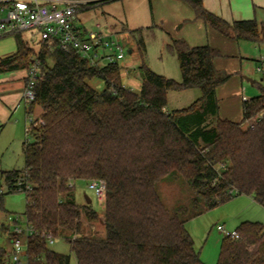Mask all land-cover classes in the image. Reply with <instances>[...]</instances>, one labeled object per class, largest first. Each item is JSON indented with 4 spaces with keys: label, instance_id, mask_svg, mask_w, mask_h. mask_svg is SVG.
<instances>
[{
    "label": "trees",
    "instance_id": "16d2710c",
    "mask_svg": "<svg viewBox=\"0 0 264 264\" xmlns=\"http://www.w3.org/2000/svg\"><path fill=\"white\" fill-rule=\"evenodd\" d=\"M184 1L225 36L264 41V15L261 23H230L203 0ZM13 35L17 51L0 57V73L28 69L35 57L41 73L36 100L26 110L33 120L23 147L25 166L0 172V213L7 194H26L24 215L34 230L26 264L71 263L69 254L50 247L48 236L68 240L77 264H206L187 220L238 195L264 206V85L243 101L241 121L219 118L217 89L231 74L215 66L216 48L173 38L168 50L178 57L182 80L158 74L143 61L142 87L135 92L123 85L118 63L95 67L49 40L33 43L22 32ZM138 44L143 47L141 38ZM95 77L105 81L103 90L89 83ZM191 88L202 96L169 111L168 92ZM210 117H217L212 125ZM257 117L253 128L244 126ZM170 175L190 183L191 208H169L162 200L156 185ZM78 179L106 182V236L84 235V219L97 222L100 213L76 201ZM236 231L238 238H223L217 264H264V224L244 221ZM8 232L10 242L18 237ZM0 264H16L2 247Z\"/></svg>",
    "mask_w": 264,
    "mask_h": 264
},
{
    "label": "crops",
    "instance_id": "0c3cea01",
    "mask_svg": "<svg viewBox=\"0 0 264 264\" xmlns=\"http://www.w3.org/2000/svg\"><path fill=\"white\" fill-rule=\"evenodd\" d=\"M38 1L49 7L61 8L71 0ZM79 1L82 3L81 10L93 9L90 12L93 11L94 19H91L92 28L89 29L82 22L81 17L87 18L86 15L90 12L86 11L80 16L77 15L75 24L78 28L84 33L88 31L103 32L107 37L115 39L130 34L137 40L140 64L144 61L150 69L167 78L182 80L178 57L168 50V45L173 38L183 39L190 46L210 45L216 48L220 55L214 60L215 66L231 74V77L217 89L220 106L218 117L234 121L242 120L243 101L257 95L247 94V88L241 79L247 78L255 83L249 75L264 73V60L262 59L264 55L260 53L256 57H251L256 58L258 62H253L252 65L247 62V58H250L247 56L255 54L251 48L252 44L259 47L261 52V49L264 48V41L235 40L225 36L204 20L197 18L193 7L184 0ZM203 3L207 10L230 23L254 18L259 23L263 20L264 0H203ZM77 21H80V24ZM31 35L32 42L40 41L33 38L32 32ZM140 38L143 40V47L138 44ZM16 51L0 55V57L12 55ZM139 66L137 64L136 67L132 61L120 66L123 85L135 92H140L142 87ZM259 67H262L261 71ZM26 80L27 69L0 73V128L8 123L22 122L23 115L26 113L22 103ZM201 96L202 91L199 88L182 91L170 90L167 108L169 111L185 109ZM216 119L217 117H210L208 122L212 125ZM92 227L93 230H96L95 226ZM91 234L86 233L85 235Z\"/></svg>",
    "mask_w": 264,
    "mask_h": 264
},
{
    "label": "rangeland",
    "instance_id": "374dc122",
    "mask_svg": "<svg viewBox=\"0 0 264 264\" xmlns=\"http://www.w3.org/2000/svg\"><path fill=\"white\" fill-rule=\"evenodd\" d=\"M90 10L93 9L80 10L77 15L80 16L86 11L90 12ZM86 16L87 18L85 16L84 18L81 17V20L89 29H91V19H94L93 11L87 13ZM80 21H77L78 24H80ZM22 33L25 38H28L29 40L31 39V31H24ZM37 39L39 40L40 38L37 37ZM117 40L122 44L125 52V58L119 62L120 66L130 61L135 63L136 67L137 64L140 65V54L137 48V40L130 34L117 38ZM15 41L13 34L0 37V55L16 51L17 47ZM33 45L36 46V44ZM251 48H253L255 54L247 56L250 57L247 58V62H249L250 65H252L253 62L258 63L256 58L251 57H256V55H260V53L261 55H264V48L261 49V52L256 45L252 44ZM132 50L133 52H131ZM50 62L52 63V61ZM239 75L241 77V74ZM249 77L253 79L255 83L247 80V78L241 77L244 86L247 88L246 93L250 95L260 94V85H264V80H262V78H264V73H254L253 75H249ZM123 82L125 83L124 79ZM89 83L99 91L105 88V81L98 77L90 79ZM13 119L15 118L13 117ZM29 125L30 120L26 112L23 115L21 123H8L0 128V172L3 170L24 168L25 155L23 147L26 140H30L29 135H27ZM244 126H247V124L245 123ZM74 184L76 201L79 204H87L88 196L92 199L90 205L100 213V218L97 222H89L87 219H84V234L93 233L91 235L106 236V228L102 222L104 203L97 199L93 190L88 188L86 180L78 179ZM156 187L167 207L170 208L173 205L185 204L191 208L194 193L190 183L184 178L179 177L178 175H170L163 181L158 182ZM25 209L26 194L24 192L9 193L5 196L4 210L0 213V247L8 252L10 261L14 248L12 242L9 240L8 231L13 232L15 229V225L10 220V217L19 215L21 217L20 225L25 228ZM244 221L261 222L264 224V206L248 195H238L232 200L223 203L214 209H203L200 215L187 220L186 227L194 239L195 248L200 254L201 259L206 264H217L220 258L222 240L225 237L218 229V226L223 225L227 230L235 231ZM92 226H95L96 230H93ZM22 243L23 246L26 245L25 238H22ZM49 245L57 252L69 254L71 257L70 264H77V258L71 251L70 243L64 237L56 238L55 242ZM26 263V256H21V264Z\"/></svg>",
    "mask_w": 264,
    "mask_h": 264
},
{
    "label": "built area",
    "instance_id": "2783aa9c",
    "mask_svg": "<svg viewBox=\"0 0 264 264\" xmlns=\"http://www.w3.org/2000/svg\"><path fill=\"white\" fill-rule=\"evenodd\" d=\"M81 5L79 0H71L61 8L43 5L38 0H0V37L31 31L34 39L38 37L40 41L49 40L52 45L56 43L67 51L74 50L82 58L88 60L92 66L103 67L107 64H119L124 59L125 52L117 39L109 38L99 31L84 33L76 26L75 20L77 13L81 10ZM259 70L261 71L262 67H259ZM40 78V61L35 57L32 65L27 69L26 86L22 93V103L26 110L36 100V84ZM29 120L31 122L33 117L29 116ZM257 120L258 117L246 124L253 128ZM88 188L95 192L97 199L101 200L105 206L106 182L102 179H94L88 183ZM10 220L15 225L13 232L18 235L12 241L14 251L11 262L21 264V256H25L26 249L22 238H25L27 244L34 230L27 220H25V228L21 227L19 215L10 217ZM218 229L225 237H239L236 230L229 231L223 225H219ZM78 236L80 234L73 235L74 238ZM55 240V237L48 236V244H53Z\"/></svg>",
    "mask_w": 264,
    "mask_h": 264
},
{
    "label": "water",
    "instance_id": "95a60500",
    "mask_svg": "<svg viewBox=\"0 0 264 264\" xmlns=\"http://www.w3.org/2000/svg\"><path fill=\"white\" fill-rule=\"evenodd\" d=\"M87 204H91V199L87 196ZM26 254V252H24Z\"/></svg>",
    "mask_w": 264,
    "mask_h": 264
}]
</instances>
